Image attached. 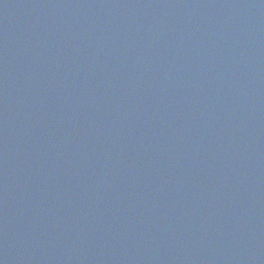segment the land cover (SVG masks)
<instances>
[{
  "label": "water",
  "instance_id": "water-1",
  "mask_svg": "<svg viewBox=\"0 0 264 264\" xmlns=\"http://www.w3.org/2000/svg\"><path fill=\"white\" fill-rule=\"evenodd\" d=\"M0 264H264V0H0Z\"/></svg>",
  "mask_w": 264,
  "mask_h": 264
}]
</instances>
